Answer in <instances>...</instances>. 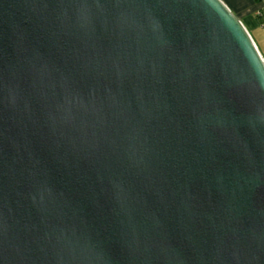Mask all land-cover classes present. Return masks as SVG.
<instances>
[{
	"label": "water",
	"instance_id": "95a60500",
	"mask_svg": "<svg viewBox=\"0 0 264 264\" xmlns=\"http://www.w3.org/2000/svg\"><path fill=\"white\" fill-rule=\"evenodd\" d=\"M0 264H264V58L222 0H0Z\"/></svg>",
	"mask_w": 264,
	"mask_h": 264
},
{
	"label": "crops",
	"instance_id": "0c3cea01",
	"mask_svg": "<svg viewBox=\"0 0 264 264\" xmlns=\"http://www.w3.org/2000/svg\"><path fill=\"white\" fill-rule=\"evenodd\" d=\"M222 1L244 24L264 58V0ZM253 33L258 35V41L254 39Z\"/></svg>",
	"mask_w": 264,
	"mask_h": 264
},
{
	"label": "rangeland",
	"instance_id": "374dc122",
	"mask_svg": "<svg viewBox=\"0 0 264 264\" xmlns=\"http://www.w3.org/2000/svg\"><path fill=\"white\" fill-rule=\"evenodd\" d=\"M253 37L256 41H258V35L253 33Z\"/></svg>",
	"mask_w": 264,
	"mask_h": 264
},
{
	"label": "trees",
	"instance_id": "16d2710c",
	"mask_svg": "<svg viewBox=\"0 0 264 264\" xmlns=\"http://www.w3.org/2000/svg\"><path fill=\"white\" fill-rule=\"evenodd\" d=\"M260 22L263 24V21L260 19Z\"/></svg>",
	"mask_w": 264,
	"mask_h": 264
}]
</instances>
